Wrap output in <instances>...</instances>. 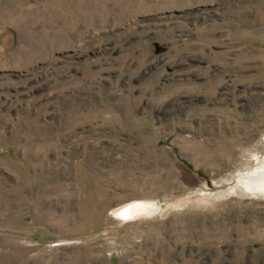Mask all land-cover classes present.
Instances as JSON below:
<instances>
[{
	"label": "rangeland",
	"instance_id": "1",
	"mask_svg": "<svg viewBox=\"0 0 264 264\" xmlns=\"http://www.w3.org/2000/svg\"><path fill=\"white\" fill-rule=\"evenodd\" d=\"M263 137L264 0H0V264H264Z\"/></svg>",
	"mask_w": 264,
	"mask_h": 264
},
{
	"label": "bare ground",
	"instance_id": "2",
	"mask_svg": "<svg viewBox=\"0 0 264 264\" xmlns=\"http://www.w3.org/2000/svg\"><path fill=\"white\" fill-rule=\"evenodd\" d=\"M262 149H263L262 152H260L259 150L256 151L251 150L250 153L242 160L240 168H238L240 169L239 171L240 174L234 186L230 187V189H232V192L237 193L241 189L244 192H247L253 196L264 197V137L262 139ZM137 206L140 207L139 211L141 212L149 211V209L154 210V208H156L155 203H150V202L149 204L142 203V205L138 203ZM122 210L123 208L119 211V213L122 212ZM125 212L127 213L128 216H133L136 214V211L127 212V210L125 209L121 215L124 216Z\"/></svg>",
	"mask_w": 264,
	"mask_h": 264
}]
</instances>
